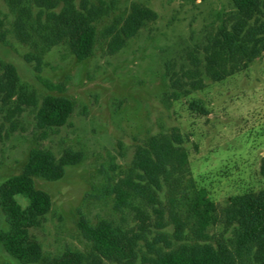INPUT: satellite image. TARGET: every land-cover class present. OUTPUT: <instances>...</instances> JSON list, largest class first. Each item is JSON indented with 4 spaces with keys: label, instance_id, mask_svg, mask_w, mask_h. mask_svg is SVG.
Segmentation results:
<instances>
[{
    "label": "rangeland",
    "instance_id": "374dc122",
    "mask_svg": "<svg viewBox=\"0 0 264 264\" xmlns=\"http://www.w3.org/2000/svg\"><path fill=\"white\" fill-rule=\"evenodd\" d=\"M10 1L0 0V60L17 67L30 104L15 114L14 105L0 106V184L23 171L33 149L58 159L67 149L83 156L59 181L35 178L36 188L52 197L42 225L31 229L47 258L90 249L82 218L93 226L136 225L130 210L119 209L114 186L132 176L137 148L173 127L185 136L193 177L219 207L234 195L264 189V55L221 82L210 79L201 65L205 88L179 100L172 95V81H188L184 71L195 68L196 58L204 59L220 27L233 21L231 0H108L110 14L98 22L86 61L66 43L46 50L39 39L21 42L14 25L19 8ZM133 4L158 18L113 53L110 28ZM49 94L70 99L74 112L65 126L43 131L37 114ZM192 101L203 103L209 114L192 111ZM7 228L0 210V230ZM212 233L232 236L224 225ZM0 264H15L1 245Z\"/></svg>",
    "mask_w": 264,
    "mask_h": 264
},
{
    "label": "trees",
    "instance_id": "16d2710c",
    "mask_svg": "<svg viewBox=\"0 0 264 264\" xmlns=\"http://www.w3.org/2000/svg\"><path fill=\"white\" fill-rule=\"evenodd\" d=\"M231 1L236 8L233 21L220 27L204 59L196 58L195 68L184 71L188 81H172L176 100L205 88L201 65L210 79L221 82L264 55V20H260L264 0ZM10 2L19 8L14 25L21 42L39 39L46 50L66 43L79 61L92 56L97 24L110 14L108 0ZM34 15L37 22L32 20ZM157 18L150 8L133 4L128 16L110 28V51L123 49ZM28 92L17 67L0 60V106L14 105V114L21 113L30 104ZM189 108L209 114L199 101L190 102ZM73 112L70 99L49 94L38 111L37 126L43 131L61 128ZM185 143V136L173 127L151 135L137 148L132 176L114 186L119 209L131 211L134 227L93 226L82 218L80 228L90 249H70L54 258H47L31 235L52 208V197L36 188L35 178L59 181L83 156L67 149L58 159L51 151L33 149L23 171L0 184V210L8 224L0 230L1 247L15 264H264V189L234 195L227 206L219 207L193 177ZM261 175L264 178V158ZM219 225L232 236L212 233Z\"/></svg>",
    "mask_w": 264,
    "mask_h": 264
}]
</instances>
